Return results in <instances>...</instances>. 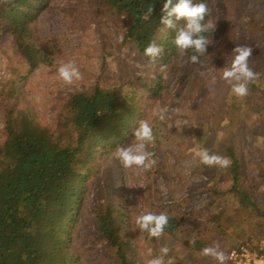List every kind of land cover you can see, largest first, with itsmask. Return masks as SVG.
<instances>
[{
	"label": "rangeland",
	"instance_id": "374dc122",
	"mask_svg": "<svg viewBox=\"0 0 264 264\" xmlns=\"http://www.w3.org/2000/svg\"><path fill=\"white\" fill-rule=\"evenodd\" d=\"M210 2L207 22L215 23V29L201 63L193 64L190 56L178 52L163 71L158 58L153 62L131 41L123 45L116 41L117 35L124 34L125 21L99 0H49L38 7L27 23L35 44L51 59L34 70L21 55L15 36L0 26V139L6 109L23 111L32 125L62 133L66 99L73 92L90 91L96 86L119 87V100L137 106L139 117L120 146L134 139L138 121L147 119L153 127L155 143L147 150L154 154L151 159L155 164L149 170L137 174L124 169L112 156L114 146L103 151L95 170L87 173L82 203L70 225L85 264H117L113 260L116 247L101 235L96 223L97 185L105 173L116 180L114 195L119 212L130 216L123 236L137 244L142 264L159 255L161 246L169 248L165 264H175L179 258L183 264H217L212 257L199 253L202 249L187 250L186 238L179 233L162 236L150 246V236L131 226L134 217L144 212L197 211L213 197V191L223 200V212L229 218L220 217L219 207L212 205L198 217L199 225H194L193 231L216 236L213 245L219 243L226 253L238 242L254 245L264 240L263 197L256 196L258 213L240 210L232 195L224 193L231 184L227 170L210 168L195 156L202 149L227 156V147L232 146L244 163L239 180L260 193L264 191V33H255L249 27L254 13L264 21V0ZM182 20L184 26L186 20L181 18L179 23ZM237 45L252 47L249 66L258 73L248 85L246 97L233 95L221 79ZM69 61L81 73L72 84L63 82L57 74L60 64ZM157 79L162 89L153 97ZM158 106L169 108L163 121L153 115Z\"/></svg>",
	"mask_w": 264,
	"mask_h": 264
},
{
	"label": "trees",
	"instance_id": "16d2710c",
	"mask_svg": "<svg viewBox=\"0 0 264 264\" xmlns=\"http://www.w3.org/2000/svg\"><path fill=\"white\" fill-rule=\"evenodd\" d=\"M48 1L8 0L0 4V26L15 36L30 70L40 64H47L51 59L35 44L27 23L35 16L38 7ZM99 1L114 16L125 21L122 45L131 41L142 53L152 41L162 48L157 57L162 71L171 64L173 56L180 52L172 41L184 21L179 23L180 19L173 16L174 27L161 31L164 0ZM177 2L173 0V4ZM196 2L200 0H193V3ZM203 2L209 9L205 17L207 23L212 5L210 0ZM149 7H152V12L146 18ZM261 18L259 13H254L251 18L249 27L255 33H264V21ZM163 33L164 36L161 35ZM203 35L210 38L212 29ZM184 54L191 56L193 52L188 49ZM204 56L199 57V63ZM157 81L153 97L162 89L160 79ZM119 89L96 86L90 91L73 92L63 105L65 115L62 133L32 125L23 111L6 109L4 135L0 139V264H85L83 250L70 225L82 203L87 173L95 170L97 158L103 151L106 153L112 147L123 144L130 135V126L139 117L134 102L119 100ZM226 154L231 160L230 167L226 169L231 184L224 193L232 195V201L240 210L256 212V196L264 199V191L260 193L239 180L245 169L244 163L232 146L227 147ZM105 174L97 185V227L101 235L116 247L113 260L117 264H142V257L137 256V244L123 236L128 229L130 216L119 212V202L114 195L116 180L111 173ZM213 192V197L197 211L185 210L174 214L163 211L169 217L163 237L181 234L186 238L189 251H200L212 246L216 236L207 237L197 229L193 231L192 227L199 225L198 217L212 205L219 207L220 217L229 218L223 212V200L217 199L218 193ZM158 239L150 237L147 241L153 246ZM175 264L183 262L179 258Z\"/></svg>",
	"mask_w": 264,
	"mask_h": 264
},
{
	"label": "clouds",
	"instance_id": "9594fccd",
	"mask_svg": "<svg viewBox=\"0 0 264 264\" xmlns=\"http://www.w3.org/2000/svg\"><path fill=\"white\" fill-rule=\"evenodd\" d=\"M6 2L8 0H0V4ZM161 11L163 13L160 19V24L163 25L161 31L165 32V28L174 27L173 16L177 20L181 18L186 20V24L177 30L172 42L181 55L191 49L193 54L189 57V61L193 64L199 63V57L206 53V46L212 42L203 33L215 29V23L211 21L205 23V17L209 12L206 3L203 0L196 3H193V0H178L177 3L173 4V0H164ZM151 12L152 7H149L146 18L150 16ZM116 41L123 43L124 34L117 35ZM252 51L250 46L237 45L234 47L232 59L221 73V79L230 86L231 92L237 97H246L249 94L248 84L258 77V73L249 66ZM161 52L162 48L155 41L150 42L143 49V55L153 62ZM57 74L59 79L67 84H72L74 80L81 78L78 67L72 61L60 64ZM168 113L169 108L167 107L158 106L153 110V115L161 121L166 119ZM133 137L134 139L127 146L117 145L112 156L124 169H133L137 174H141L155 164V160L151 159L154 154L147 150L149 144L154 146L155 143L153 127L147 119L138 121V126L133 130ZM195 156L202 164L210 168L227 169L231 165L229 157L210 153L207 149L196 152ZM168 223L169 217L166 213L144 212L134 217L131 226L133 230L139 229L140 232H145L150 237L158 239L163 236ZM159 253V255L146 260L145 264H165L164 257L169 253V248L161 246ZM202 255L212 257L217 264H227L229 259L228 254L221 249L219 243L203 248Z\"/></svg>",
	"mask_w": 264,
	"mask_h": 264
},
{
	"label": "built area",
	"instance_id": "2783aa9c",
	"mask_svg": "<svg viewBox=\"0 0 264 264\" xmlns=\"http://www.w3.org/2000/svg\"><path fill=\"white\" fill-rule=\"evenodd\" d=\"M227 264H264V240L256 244L241 241L231 246Z\"/></svg>",
	"mask_w": 264,
	"mask_h": 264
}]
</instances>
